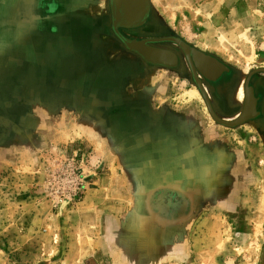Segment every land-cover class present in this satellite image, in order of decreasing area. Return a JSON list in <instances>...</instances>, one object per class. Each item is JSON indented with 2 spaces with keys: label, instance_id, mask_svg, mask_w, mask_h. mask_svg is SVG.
Segmentation results:
<instances>
[{
  "label": "rangeland",
  "instance_id": "rangeland-1",
  "mask_svg": "<svg viewBox=\"0 0 264 264\" xmlns=\"http://www.w3.org/2000/svg\"><path fill=\"white\" fill-rule=\"evenodd\" d=\"M61 2L0 0V264H108L109 259L110 264H123L124 256L134 264L145 260L144 239H132L131 244L126 239L131 249L124 248L125 255L119 252V240H110L109 258L92 250L99 224L81 234L83 215L96 214H81L84 200L108 199L97 192L110 186L124 190L132 204L129 214L136 217L142 215L136 212L143 211L146 192L143 216L163 219L156 228L163 251L158 264H264L260 139L252 140L250 149L242 140L250 133L236 129L243 142L231 141L241 157L229 190L224 184L220 191L206 190L201 163H192L185 153L179 157L180 179L191 178L196 187L190 201L186 192L152 191L158 184L155 165L167 164L158 159L159 148L129 145L119 127L110 125L118 119L110 114L116 109L110 107V77L127 76L124 82L131 87V97L142 88H152L151 96L133 97L132 106L143 109L149 102L152 109L171 108L180 118L194 114L193 121L205 134L200 139L219 138L221 131L233 133L220 127L224 124L215 120L203 96L190 97L187 103L186 94L195 95L188 90L197 86L176 41L226 61L232 74L228 77L247 76L246 86L252 88L253 74L264 72V0H148L147 22L119 32L150 38L151 45L175 53L181 64L174 69L146 63L144 71L135 64L140 57L124 48L111 29L109 0ZM58 5L82 16L70 15L72 22L66 17L62 25L56 23L52 11ZM254 93L262 98L264 90ZM139 114L140 123H146L144 135H131L139 139L147 135L155 144L165 139L157 120L137 108H126V118ZM184 140L179 137L174 143L178 153L186 149ZM167 150L171 155L172 149ZM220 159L218 155L213 159L217 170ZM171 179L170 174L158 178ZM102 213L109 214L110 209ZM176 219L178 223L169 222Z\"/></svg>",
  "mask_w": 264,
  "mask_h": 264
},
{
  "label": "crops",
  "instance_id": "crops-1",
  "mask_svg": "<svg viewBox=\"0 0 264 264\" xmlns=\"http://www.w3.org/2000/svg\"><path fill=\"white\" fill-rule=\"evenodd\" d=\"M70 1V0H69ZM61 2V0H60ZM62 3V2H61ZM59 4V3H58ZM61 6V5H60ZM62 8V6H61ZM64 9V8H63ZM63 9H60L59 5L53 9V15H54V22L56 23H62L65 20L69 23L72 22L70 19V15H75L77 13H74L72 11H65ZM79 16H82V14H77ZM67 17V19H66ZM64 20V21H62ZM75 24V23H74ZM62 25V24H61ZM137 62H135L136 67H139L142 70L146 69L145 67L147 64L141 59L136 58ZM131 61V60H130ZM207 69L204 70L203 76L206 77L208 80H215L220 74L222 73H230V66L229 64L222 60L221 58H218L216 56H210L209 59L206 61ZM122 66L126 68L125 66V60L122 58ZM213 68V70H211ZM127 69V68H126ZM125 70V69H124ZM130 70V69H128ZM126 70V71H128ZM143 70V71H144ZM128 73V72H127ZM133 71H129V74H132ZM239 73V72H238ZM128 74V75H129ZM146 74V73H144ZM234 73V76L227 77L229 78L228 85L226 87H223V84H220L218 86H215V82L212 83H203V86L201 88L195 87V89H189L188 91H193L195 95L189 96L186 94L187 103H189L190 97H193L194 99H197L199 96H203V98L208 102V105L210 107V112H212V116L215 118L217 122L219 120L221 124H224L220 126L222 129L232 130L233 133H226L222 132L219 134V138H208V139H200L199 136H203V132L201 133L200 127H198L197 124L193 121L194 114H186L184 118L178 117V115L173 114L171 111H173L171 108H161L159 109H152V106H149V102H147V106L142 108H139L138 106H132V100L133 97L143 96V95H152V88L147 89H141L140 92H135L134 95L131 97V87H128V85H125L128 77H120L116 78L110 77V107L112 105L116 106V109L110 111V114L115 117L117 115L118 119L116 118L115 123L110 122V125L112 127H119L120 131L122 132L121 136L124 135L128 137V144L130 145L132 142L137 145V147L140 149L144 143L150 144L159 148V156L158 159L160 161H166V167H159L158 165H155V174H156V182H158L157 186H154L152 191L159 189H169L172 191H181L186 192L185 194L190 201L192 200L191 196V190H196L194 182H190L191 178H187V182H182L180 179V169L179 162L182 157L186 155L191 157L192 163L195 164V162L201 163V175H202V181L204 188L210 192L212 191H220L224 187L221 186V184H224L225 190L231 189V185L235 183V180L237 178V169L236 167L239 164L240 157L239 151L236 149L237 145L236 143H242V140L245 141V144L248 148L252 149L254 146L251 142L255 139H260L262 141V145L264 146V94L262 95V99L260 101V111L262 115L257 119H241L243 111H246L243 108L244 106V100L245 96L238 101L236 98H234V90L237 87L238 83V74ZM247 75V73H245ZM130 78V77H129ZM119 79V80H118ZM122 79V80H121ZM115 80V82H114ZM121 80V82H120ZM117 81V82H116ZM252 89L254 92L264 90V72L256 71L252 78ZM124 82V83H123ZM247 82V76L243 80L244 84V90L245 85ZM135 98V99H136ZM193 101V100H192ZM151 104V102H150ZM146 105V104H145ZM166 106V105H165ZM137 108L140 111H144L148 117L151 119L157 120V130L160 134H165V139L160 138L156 141V144L151 141L149 136L145 135L143 136V139H139L135 135H131V133L139 132L140 135H144V129L146 126L145 124L140 123L141 122V114L136 115L134 118H126V108ZM253 109V107H252ZM155 110V111H153ZM120 111V112H119ZM247 112V111H246ZM153 113V114H152ZM250 114L252 115L251 111ZM248 114V115H250ZM140 118V119H139ZM237 121V122H236ZM118 122V123H117ZM235 122V123H233ZM227 123V124H226ZM233 123V124H228ZM218 127V128H220ZM123 128V131L121 130ZM126 128V129H125ZM174 128V129H173ZM236 129H241L242 132L250 133L249 135H246L244 138L246 139H240L236 136ZM133 130V131H132ZM236 131V132H235ZM127 133L130 134L127 136ZM172 134V135H171ZM139 135V136H140ZM173 135H175L174 138ZM185 137L184 143L186 146L185 150H180L179 153L177 152V148H175L174 143L178 141V138ZM210 135V134H208ZM207 135V136H208ZM173 143H169L171 140ZM206 136V137H207ZM243 138V137H242ZM122 142L125 140L121 139ZM235 141V149L231 145ZM119 142V141H118ZM167 148L172 149V154L168 155L166 151ZM140 153V152H139ZM185 153V154H184ZM184 154V156H183ZM221 156V161L219 164L218 170L215 168L216 161H213L214 156ZM141 157V155H140ZM154 156L149 155V158L153 159ZM179 157H181L179 159ZM157 161V158H155V162ZM154 162V163H155ZM168 174L173 176V179H171L169 182H165V180L159 181L158 178H163L167 176ZM181 180V181H180ZM182 182V183H180ZM229 185V186H227ZM127 190L126 188H124ZM143 191H147V187H143ZM117 192V193H116ZM98 196H104L107 194L108 199H100L97 200L96 198H90L87 197L86 200H84V204H82L81 207V214H87V212H96L94 216L90 215H83V220H81V227L82 228L81 234L83 235L85 231H89V227L93 224L94 226L99 224V233L98 237L96 236V240L93 241L94 247L92 250L96 249L98 254H106L110 258V240H116L117 245H120V248H122L119 252H122L125 254L126 251L124 248H128L130 251L131 248L127 247L128 239L131 244V240H138V239H144L145 243L148 245V250L146 252L145 260H140L138 264H158L160 259L162 258L163 251L162 247L159 244L160 239H162V236L160 235V232H157V225H160L164 223L163 219L161 217H158L157 215H149V220L147 219V216H143L146 214H143L146 210L147 212V204H146V192L144 195L143 200V211L137 210L136 213L141 214L138 217L134 214H129L131 211V203L128 204V200H126V195L124 194V190L119 188H114L110 186L106 190H102L100 192H97ZM96 194H94L95 196ZM156 195V194H154ZM110 198V199H109ZM172 198V197H171ZM105 200V201H104ZM110 203L109 207H106L105 203ZM193 205V202L191 204V207ZM110 209V213L103 214L102 212H105V208ZM135 211V210H134ZM108 212V211H107ZM190 212V211H188ZM191 213H189L190 215ZM188 215V216H189ZM89 217V218H86ZM134 218H131V217ZM187 216V217H188ZM178 220H173L169 222L176 223ZM166 222V221H165ZM179 222V221H178ZM177 222V223H178ZM133 223L136 226L133 229L130 226V224ZM146 223V224H145ZM171 223V224H173ZM145 224V225H144ZM149 229V231L147 230ZM151 229V230H150ZM85 230V231H83ZM147 233H149L147 235ZM84 238H86L84 236ZM95 238V236H94ZM149 241V242H147ZM171 241V240H170ZM149 243V244H148ZM129 246V245H128ZM142 250V249H141ZM140 250V251H141ZM115 252V251H113ZM123 264H134V262H131L130 258H127L124 256L123 258ZM110 264V259L109 263Z\"/></svg>",
  "mask_w": 264,
  "mask_h": 264
},
{
  "label": "flooded vegetation",
  "instance_id": "flooded-vegetation-1",
  "mask_svg": "<svg viewBox=\"0 0 264 264\" xmlns=\"http://www.w3.org/2000/svg\"><path fill=\"white\" fill-rule=\"evenodd\" d=\"M109 6H110V20H111L110 26H111V29H112L114 35L120 40L121 44H122V40L125 41V43L128 41L140 43L142 46L141 47L139 46V47L147 55H149L150 57H155V59L159 58L161 60L162 64L156 63V64H154L155 66L164 67L166 65V63L170 64L168 62L171 61L172 65H170V66H171V68L174 66V69H175V68H177V66H179L181 64L180 63L181 60H179L178 56L175 53L171 52L170 50H167L164 48H159V47L151 45L150 43L153 41L150 40V38H148V37H135V36L128 37V36H124L123 34H121L119 32L118 29H120V28H123L126 30H134V29H137V28L143 26L148 20L147 18L150 14V7L148 8L147 13L144 14V16L141 17L139 20L132 23L130 26H124L126 24L124 15L118 14V16H117L114 13V10H115L114 0H109ZM119 11H121V9H119ZM159 41L160 40H155L154 42H159ZM144 43H145V45L151 46V48H154V49L146 48L144 46ZM176 43L179 44V46H181V48H182L185 63L187 64L188 70H190V75L192 76L193 81L195 82L197 87L201 88L203 86L204 82L212 83L213 81L215 82V86L223 84V87H226L229 84L228 83L229 78L227 77L228 74L226 72L225 73L221 72L220 74H218L219 76L213 81L208 80L206 77L201 75V71L197 68V66H198V64H201L203 68L207 69V66H206L207 62L206 61H207V59H209V57H210L209 55L198 52L197 50H194L188 46H185L183 43H181L179 41H176ZM122 45L124 46V44H122ZM124 48H126V46H124ZM126 49L128 51L136 54V52H134L135 50L133 48H131V49L126 48ZM201 61H203V63H199ZM147 64H150V63H147ZM150 65L154 66L153 64H150ZM242 86H243L242 87L243 88L242 97L245 96L243 108H246L244 110H246L247 112L243 111L241 119H248V120L257 119L262 115V113L259 109L260 101L262 98L257 96L253 92V89L250 86L245 85V90H244V84ZM249 89H251V90H249ZM252 107H253V109H252ZM250 111H251L252 115L250 114ZM248 114H250V115H248Z\"/></svg>",
  "mask_w": 264,
  "mask_h": 264
},
{
  "label": "water",
  "instance_id": "water-1",
  "mask_svg": "<svg viewBox=\"0 0 264 264\" xmlns=\"http://www.w3.org/2000/svg\"><path fill=\"white\" fill-rule=\"evenodd\" d=\"M114 5H115V10H114L115 15H117V16H118V14L124 15L125 22H126V24L124 26H130L132 23H134L137 20H139L141 17L144 16V14L147 13L148 8H149L148 0H114ZM119 9H121V11H119ZM122 44H124V46H126V48H128V49L133 48L135 50L134 52H136V54L145 63H150V64H153V65L156 64V63L162 64L160 59H158V58L153 59L149 55H147L140 48L142 46L140 43L133 42V41H128V42L125 43V41L122 40ZM144 46L146 48L154 49V48H151V46L145 45V43H144ZM165 66H170V64L166 63ZM198 68L203 74L204 70L201 69L199 66H198ZM219 122H221V121L219 120ZM233 123H235V122H233ZM233 123H228V124L230 125V124H233Z\"/></svg>",
  "mask_w": 264,
  "mask_h": 264
},
{
  "label": "bare ground",
  "instance_id": "bare-ground-1",
  "mask_svg": "<svg viewBox=\"0 0 264 264\" xmlns=\"http://www.w3.org/2000/svg\"><path fill=\"white\" fill-rule=\"evenodd\" d=\"M153 59H155V57H151ZM243 78L244 75L242 77L239 78L238 83H237V87L234 90V95L235 97L238 99V101H240V99L242 98V91H243Z\"/></svg>",
  "mask_w": 264,
  "mask_h": 264
}]
</instances>
